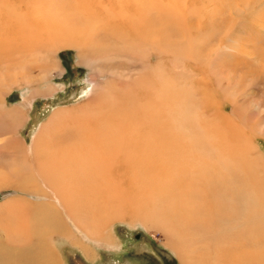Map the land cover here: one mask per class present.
<instances>
[{
  "label": "bare ground",
  "instance_id": "6f19581e",
  "mask_svg": "<svg viewBox=\"0 0 264 264\" xmlns=\"http://www.w3.org/2000/svg\"><path fill=\"white\" fill-rule=\"evenodd\" d=\"M219 1L0 0V190H19L0 204V264H57L49 240L74 236L62 212L110 246L106 229L138 222L180 264H264V156L244 113L222 112L264 89V44L240 25L253 0ZM249 17L264 39L262 11ZM58 49L76 51L93 85L26 149L27 118L6 97L53 96Z\"/></svg>",
  "mask_w": 264,
  "mask_h": 264
},
{
  "label": "rangeland",
  "instance_id": "374dc122",
  "mask_svg": "<svg viewBox=\"0 0 264 264\" xmlns=\"http://www.w3.org/2000/svg\"><path fill=\"white\" fill-rule=\"evenodd\" d=\"M199 1L200 0H189L190 3H198ZM211 4L215 7L221 8L219 0H211ZM252 4V10H260L264 16V0H256V2L253 0ZM254 12L247 16H243L239 21L240 25L242 22L245 25V37H249L255 41L256 46H260V42H262V45L264 44L263 36L259 34V31H257L255 27H252V19L249 17V15ZM250 20L251 24H249ZM253 20L256 21V19ZM215 36H217V33ZM219 40L220 38L217 39V37L213 39L215 42H218ZM56 53L57 62L62 73L57 74V71L55 73L52 72L50 76L51 84L58 88L53 96L36 98L31 105L32 107L26 105V108L22 104V99L24 98V95H26V89H15L6 97V105L8 107H14L15 105L18 107L20 106L27 118L23 127L17 132L19 139L23 140L26 149L29 148L32 136L36 133L40 125L48 119L56 108L70 107L79 104L88 97L90 94L88 89L93 85L89 79L90 73L88 72L90 71L83 65H80L75 50L58 49ZM155 60V55L151 54V62H154ZM30 68L32 74H38V67L32 66ZM248 92H252V95L254 96L251 98L248 97L246 102H241L243 107L241 106L237 109V115L233 113L229 103L223 104L222 112L227 116L233 115L235 121H238V113H244V118L241 120L245 123H239L242 128L241 130L243 134L250 137L252 143L256 146L262 156H264V89L257 85L256 87L249 88ZM217 96H219L217 97V101L221 102V95L218 94ZM258 117L259 121H256V118ZM244 119L247 121L250 119L252 121L249 120L247 122ZM254 120L256 122H254ZM250 122L253 123L251 124ZM257 132L261 134H257ZM0 137L3 138L5 136ZM119 165L120 164L115 163V167L112 168V171H115H113L112 174H117L114 176V179H116V177L118 178V175L121 172L119 170ZM122 185H128L126 180L123 181ZM9 190L6 192H0V201L5 196L17 195L16 192L13 194V192ZM62 216L74 236L72 240L62 237H54L49 240V242L52 240L50 244H55L57 250L56 255L59 261L57 264H180L173 253L169 252L168 249L162 246L164 245V243H162L163 237L154 230L145 229L138 222L131 225L117 222L114 223L113 226H110V229H106V233L108 232L110 239L116 243L115 246H110V244L105 241L100 242L91 240L86 233L78 229L75 225L73 226L72 222L64 212H62ZM76 237L81 244L85 245L84 249L79 248L75 244L73 245V239ZM86 251L88 252V256H85L87 255L85 253Z\"/></svg>",
  "mask_w": 264,
  "mask_h": 264
},
{
  "label": "crops",
  "instance_id": "0c3cea01",
  "mask_svg": "<svg viewBox=\"0 0 264 264\" xmlns=\"http://www.w3.org/2000/svg\"><path fill=\"white\" fill-rule=\"evenodd\" d=\"M13 187H10V190L9 188L8 189H4V190H0V192H6L7 190L13 192V194H15V192L17 193L19 190L18 189H12ZM29 193L30 191L27 190ZM18 194V193H17ZM16 195H9V196H5L1 201H0V204H4L5 202L9 201L10 198L14 197ZM30 198V197H29ZM36 197H31L29 200H26L28 201L29 203H33V201H44L46 200L44 197H39L38 199H34Z\"/></svg>",
  "mask_w": 264,
  "mask_h": 264
}]
</instances>
